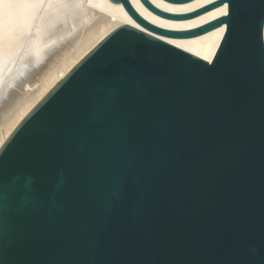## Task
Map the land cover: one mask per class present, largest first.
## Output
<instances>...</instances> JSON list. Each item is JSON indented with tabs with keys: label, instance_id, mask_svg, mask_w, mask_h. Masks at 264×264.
Returning <instances> with one entry per match:
<instances>
[{
	"label": "water",
	"instance_id": "obj_1",
	"mask_svg": "<svg viewBox=\"0 0 264 264\" xmlns=\"http://www.w3.org/2000/svg\"><path fill=\"white\" fill-rule=\"evenodd\" d=\"M110 1L143 23L126 0ZM140 1L173 20L229 4L181 17ZM232 3L171 33L225 24L210 63L119 25L18 121L0 144V178L11 190L21 177L39 198H0V264H254L264 252V0Z\"/></svg>",
	"mask_w": 264,
	"mask_h": 264
},
{
	"label": "bare ground",
	"instance_id": "obj_2",
	"mask_svg": "<svg viewBox=\"0 0 264 264\" xmlns=\"http://www.w3.org/2000/svg\"><path fill=\"white\" fill-rule=\"evenodd\" d=\"M137 21L121 2L110 0H0V144L29 109L67 71L119 25H129L211 62L225 24L192 36H176L225 16L222 4L194 17L173 20L126 0ZM169 14H185L216 0L181 3L147 0ZM264 39V30H263Z\"/></svg>",
	"mask_w": 264,
	"mask_h": 264
},
{
	"label": "snow or ice",
	"instance_id": "obj_3",
	"mask_svg": "<svg viewBox=\"0 0 264 264\" xmlns=\"http://www.w3.org/2000/svg\"><path fill=\"white\" fill-rule=\"evenodd\" d=\"M234 8L236 7L235 3H232V0H229V4H225V8ZM224 14H230L224 13ZM108 87L109 89H113L115 87V84L112 80V78H109L108 81ZM107 97L104 95H101L98 98V104L103 107L106 103ZM123 179L121 180L120 187L123 188ZM7 194V198L9 200H12L14 198H19L21 201H27L29 199L31 200H38L39 193L37 192L34 184L27 183L23 181L21 177H17V183L12 186L11 190L6 189V186L3 182V179L0 178V198H3ZM254 264H264V252H262L260 255H258L255 258Z\"/></svg>",
	"mask_w": 264,
	"mask_h": 264
}]
</instances>
